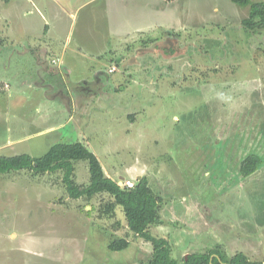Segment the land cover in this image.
<instances>
[{
    "label": "rangeland",
    "instance_id": "rangeland-1",
    "mask_svg": "<svg viewBox=\"0 0 264 264\" xmlns=\"http://www.w3.org/2000/svg\"><path fill=\"white\" fill-rule=\"evenodd\" d=\"M63 1L52 4L67 23L60 44L80 47L77 61L59 66L49 59L48 71L37 76L31 66L34 75L21 79L15 61L6 70L0 52V72L9 73L0 84L11 85L8 92L0 85V156L39 158L57 144L81 142L121 187L149 181L160 198V221L150 233L168 240L180 264L217 248L228 258L243 252L264 262V29L242 27L250 8L232 0ZM10 12L15 25L29 23L28 29L32 19H15L18 13L40 14L27 0H0V29ZM3 42L0 50H18ZM51 88L63 95L48 94ZM86 88L93 97L80 122L67 100ZM50 108L57 115L46 128L54 131L36 134V118ZM24 118L31 125L20 127ZM249 155L262 165L246 178L240 168ZM62 178L61 172L0 175V264L152 258L151 243L130 231L121 206L104 213L106 194L74 200ZM74 180L90 182L87 161L75 163ZM117 238L128 239V248L110 250Z\"/></svg>",
    "mask_w": 264,
    "mask_h": 264
},
{
    "label": "trees",
    "instance_id": "trees-1",
    "mask_svg": "<svg viewBox=\"0 0 264 264\" xmlns=\"http://www.w3.org/2000/svg\"><path fill=\"white\" fill-rule=\"evenodd\" d=\"M232 2L239 7L250 8L249 17L242 22V27L246 31L264 29V2L254 3L252 0ZM78 161L89 163L90 182L87 185H78L74 180L75 163ZM261 165L262 159L259 156L249 155L241 164V174L246 178L250 177ZM18 171L32 172L37 176L61 172L68 195L74 200L84 198L91 201L97 195H108L111 201L106 204L104 213L111 214L117 206H121L130 231L151 243L153 254L146 264H180L171 257L168 240L150 233V227L160 221V198L146 178L138 180L132 188L119 186L117 181L106 176L98 157L81 142L57 144L39 158L27 154L0 156V175ZM129 245L128 239L117 238L111 242L109 248L112 251H121ZM218 250L217 248L207 253L191 254L187 260H183V264H264L252 261L243 252L228 258Z\"/></svg>",
    "mask_w": 264,
    "mask_h": 264
},
{
    "label": "crops",
    "instance_id": "crops-1",
    "mask_svg": "<svg viewBox=\"0 0 264 264\" xmlns=\"http://www.w3.org/2000/svg\"><path fill=\"white\" fill-rule=\"evenodd\" d=\"M28 3L31 2V4L38 9L37 16L33 18H27L26 14L21 15L18 13V19L20 21L29 20L32 19L30 23L33 24L32 29H28V24H18L15 25L13 22L14 14L10 12L8 15L3 16V21L1 20V29H0V37L2 38V42H12L11 47L17 46L18 50L13 51H4L6 49L5 45H2V50H0L2 57L1 60L4 65H6V70H8L10 67L8 64L10 62L16 63V67L19 70L17 77H31L33 76L34 72L29 68L31 66H35L39 69L38 75H42V72L48 71L46 68V63H48V60L51 59V62L53 64L59 63V66H63L65 63H67L70 58L77 61L79 57L81 56V48L76 47L70 49L69 47H66L65 45L60 44L61 39L64 38V35L62 38H60V29L65 25V28L67 27L66 20H58L59 15L64 18L63 11L56 12L55 7L53 5H63V0H27ZM173 1V0H171ZM53 4V5H52ZM169 5L170 2H167ZM68 18V16H67ZM52 24H54L56 27H53ZM57 29V30H55ZM130 35V34H129ZM124 36V35H122ZM3 42V43H4ZM162 50V45L159 46ZM16 54V56H15ZM102 59V58H100ZM40 66H44L40 69ZM114 68V67H112ZM23 69V71L21 70ZM29 69V70H28ZM117 69V68H116ZM115 69V70H116ZM5 70V75H9V73ZM112 70V69H111ZM53 72V71H52ZM4 73L0 72V75H3ZM41 73V74H40ZM112 73V72H110ZM12 77L16 76V74H12ZM22 79V78H21ZM98 81H100L98 79ZM56 85L60 84L59 81L55 80L53 81ZM86 84H88L87 81H84ZM1 91L8 92L11 90L10 82L1 83ZM36 85L39 86L38 88H44V83L37 81ZM62 87V85L60 84ZM55 88L47 89L48 94H52L55 96H62L61 90H55ZM58 92V93H56ZM88 92V89L82 90L79 93H73V96H69L68 101V109L71 112V118L77 117L80 122H82V118H87L89 115L90 105L88 101L91 99V96ZM96 94V98L98 96V93ZM88 104V105H87ZM97 108L95 105L93 106V109L91 111H97ZM42 115V114H41ZM57 113L55 111H51V108L47 110L44 119L40 118L39 116L36 118L37 122L39 124L36 134H44V133H50L54 131V127L46 128L48 123L52 121V117H56ZM25 119V118H24ZM32 119L23 120L21 121V124L23 127H28L32 123ZM46 128V129H45ZM25 129V128H23ZM8 143L3 144L2 146L7 147ZM7 145V146H6ZM13 147V146H11ZM10 147V148H11Z\"/></svg>",
    "mask_w": 264,
    "mask_h": 264
},
{
    "label": "built area",
    "instance_id": "built-area-1",
    "mask_svg": "<svg viewBox=\"0 0 264 264\" xmlns=\"http://www.w3.org/2000/svg\"><path fill=\"white\" fill-rule=\"evenodd\" d=\"M125 187H127V188H132V187H134V184H132L130 181H127V182L125 183Z\"/></svg>",
    "mask_w": 264,
    "mask_h": 264
},
{
    "label": "water",
    "instance_id": "water-1",
    "mask_svg": "<svg viewBox=\"0 0 264 264\" xmlns=\"http://www.w3.org/2000/svg\"><path fill=\"white\" fill-rule=\"evenodd\" d=\"M121 185H122V182L119 183V186H121Z\"/></svg>",
    "mask_w": 264,
    "mask_h": 264
}]
</instances>
